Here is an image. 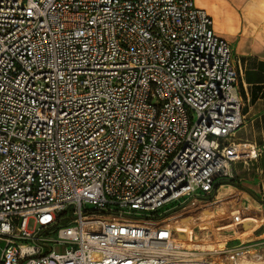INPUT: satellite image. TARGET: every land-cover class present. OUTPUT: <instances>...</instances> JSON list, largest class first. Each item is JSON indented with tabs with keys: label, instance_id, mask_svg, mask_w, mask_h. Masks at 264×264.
Listing matches in <instances>:
<instances>
[{
	"label": "built area",
	"instance_id": "1",
	"mask_svg": "<svg viewBox=\"0 0 264 264\" xmlns=\"http://www.w3.org/2000/svg\"><path fill=\"white\" fill-rule=\"evenodd\" d=\"M213 24L195 0H0V264H174L165 220L259 154Z\"/></svg>",
	"mask_w": 264,
	"mask_h": 264
},
{
	"label": "crops",
	"instance_id": "2",
	"mask_svg": "<svg viewBox=\"0 0 264 264\" xmlns=\"http://www.w3.org/2000/svg\"><path fill=\"white\" fill-rule=\"evenodd\" d=\"M195 3L212 17L215 32L232 44L238 61L237 90L242 101L244 123L236 139L254 145L259 154L247 164L239 162L234 165L236 177L231 187L238 192L235 197H241L248 201L249 207L258 209L252 198L264 201V0H195ZM227 186L230 185H222L216 197L226 196V191L221 188ZM243 217L253 216L245 214ZM223 219L234 220L230 212L215 217L216 221ZM259 222L255 223L256 228L264 225L261 219ZM191 223L186 225L191 228ZM246 238L247 242L262 240L264 234L258 237L247 235Z\"/></svg>",
	"mask_w": 264,
	"mask_h": 264
},
{
	"label": "rangeland",
	"instance_id": "3",
	"mask_svg": "<svg viewBox=\"0 0 264 264\" xmlns=\"http://www.w3.org/2000/svg\"><path fill=\"white\" fill-rule=\"evenodd\" d=\"M232 183H226L230 186L221 188V191H226V196H217L214 202L205 204L207 212L201 216L187 209L173 215L171 219L165 220L173 228L175 242L178 247L181 246L179 242L201 244L192 249H186L187 252L194 255H188L189 259L185 260V263L204 264L210 262L221 264L240 262L245 261L248 255H253V258L256 257L258 263L264 260V239L247 242L246 238L247 235L258 237L264 234V225L258 228L255 227V223H260V219L261 223H264V201L253 197L252 201L258 206V209L249 207L248 201L243 200L241 197H235L238 192L231 187ZM259 204L262 206L260 207ZM226 212H230L234 220H215L217 215ZM245 214H251L253 217H243ZM188 222H192L191 228L186 225ZM32 227L33 223L31 222L29 228ZM2 246L3 242L0 241V254ZM65 248V245L56 244L54 246V250L58 254L64 253Z\"/></svg>",
	"mask_w": 264,
	"mask_h": 264
},
{
	"label": "bare ground",
	"instance_id": "4",
	"mask_svg": "<svg viewBox=\"0 0 264 264\" xmlns=\"http://www.w3.org/2000/svg\"><path fill=\"white\" fill-rule=\"evenodd\" d=\"M179 243L181 244V246L178 247L176 244V248H175L174 252L172 253L173 257L170 258V260H172L174 264H189L187 262L185 263L184 261L189 259L188 255H194V254L191 252H187L186 249H192L193 247H197L201 244L197 245L194 243L193 244L192 243L185 244V243H181V242H179Z\"/></svg>",
	"mask_w": 264,
	"mask_h": 264
}]
</instances>
